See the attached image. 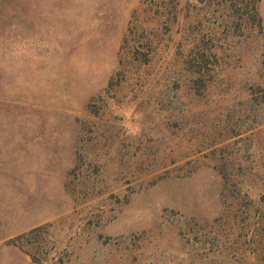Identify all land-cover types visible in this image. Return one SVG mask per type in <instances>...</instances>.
I'll use <instances>...</instances> for the list:
<instances>
[{"label":"rangeland","instance_id":"1","mask_svg":"<svg viewBox=\"0 0 264 264\" xmlns=\"http://www.w3.org/2000/svg\"><path fill=\"white\" fill-rule=\"evenodd\" d=\"M0 264H264V0H0Z\"/></svg>","mask_w":264,"mask_h":264}]
</instances>
